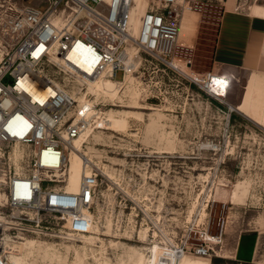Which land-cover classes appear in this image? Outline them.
Masks as SVG:
<instances>
[{
    "label": "built area",
    "instance_id": "2783aa9c",
    "mask_svg": "<svg viewBox=\"0 0 264 264\" xmlns=\"http://www.w3.org/2000/svg\"><path fill=\"white\" fill-rule=\"evenodd\" d=\"M206 1L149 0L135 34L133 0H0V264H11L26 238L73 243L93 234L107 177L81 154L79 192H68L70 153L86 132L106 131L105 111L125 101L97 98L90 85L112 81L122 96L132 79L147 101L159 100L166 84L173 98L195 87L210 101L225 100L230 80L196 73L178 57L184 17ZM140 214L150 216L133 212L132 221ZM226 227L220 219L213 234L206 213L190 218L176 243L163 242L161 264L221 257Z\"/></svg>",
    "mask_w": 264,
    "mask_h": 264
},
{
    "label": "rangeland",
    "instance_id": "374dc122",
    "mask_svg": "<svg viewBox=\"0 0 264 264\" xmlns=\"http://www.w3.org/2000/svg\"><path fill=\"white\" fill-rule=\"evenodd\" d=\"M16 1L43 6L42 0ZM148 1L142 0L141 13ZM198 5L186 17L196 27L195 36L183 43L178 57L191 61L192 71L208 73L225 10L250 14L251 9L264 7V0H230L228 6L209 0ZM135 7L140 15L139 0ZM229 72L233 78L229 98L222 103L208 100L195 87L173 98L168 84L157 90L159 100L147 101L141 88L129 86L124 104L107 111L130 110L128 106L134 105L130 91L138 89L144 121H129L128 132L100 131L87 146L102 171L107 166L113 172L99 188L96 224L93 234L86 237L92 241L31 237L18 244L21 255L30 264H135L141 256L144 264H157V247L176 243L189 219L206 213L213 234L220 219L227 221L221 257L211 262L187 257L210 264H241L231 253L239 235L251 230L264 233V128L230 110L229 104L241 102L250 74ZM116 79H122L121 72ZM141 211L150 216L140 214L132 221L131 213Z\"/></svg>",
    "mask_w": 264,
    "mask_h": 264
},
{
    "label": "crops",
    "instance_id": "0c3cea01",
    "mask_svg": "<svg viewBox=\"0 0 264 264\" xmlns=\"http://www.w3.org/2000/svg\"><path fill=\"white\" fill-rule=\"evenodd\" d=\"M259 7L261 9L258 11L251 9L250 14L228 8L225 10L221 17L213 51L212 71L214 74L223 75L230 81L233 79L229 72L231 70L264 76V7ZM186 17L187 14L181 29L180 40L183 43L188 42L196 33V27L190 26ZM245 94L246 90L238 105L229 104L228 106L230 110L233 109L256 123L254 114L242 113L236 109L243 104ZM254 99H257L259 103L255 107L263 110L264 91L256 92ZM261 246L264 248V233L258 230L245 231L239 235L234 245L231 252L233 259L241 264H255L258 259L264 260V249L261 250Z\"/></svg>",
    "mask_w": 264,
    "mask_h": 264
},
{
    "label": "bare ground",
    "instance_id": "6f19581e",
    "mask_svg": "<svg viewBox=\"0 0 264 264\" xmlns=\"http://www.w3.org/2000/svg\"><path fill=\"white\" fill-rule=\"evenodd\" d=\"M133 1L135 3V0ZM229 2L230 0L228 1L227 5H229ZM141 6H142V0H139V7H138L139 12H140ZM147 6H148V3H147ZM147 6L146 8L143 9L142 13L140 12L141 13L140 15L137 13V7H135V10L133 12V25H134L133 31L135 34L138 32L140 18L145 15L147 11ZM218 79L223 80V82H226L229 80L225 76H219ZM245 80H247V86H246L247 88H246V94L244 97V102L242 105H240L236 109L242 113L252 114V115L254 114L253 116L255 117L256 123L264 128V109L260 110L257 107H255V105H259V103L257 99H254V95L256 92L264 91V76L250 75L248 76V79H245ZM129 82H130L129 83L130 86H132V83L134 82V80L130 79ZM90 91L93 92L97 98H99L100 96L109 97L111 99H114V98L123 99L124 98L123 95L119 96V94H117L114 88V83L112 81H100V82L94 83L90 85ZM137 91L141 94V92L138 89ZM137 91L135 90H132V92L130 91V98L132 100L134 99V102H133L134 105L128 106L130 110H124V111H115V110L107 111L106 110L107 112L105 111L104 119L106 122V128H104V130L112 131V132H119V131L128 132L127 130L129 126V121L131 120H136L140 122L144 121V115L143 113L139 111L145 108L141 106L137 101L140 98V95L138 94ZM214 91H216V93L222 92L221 90H215V89L213 90V92ZM124 95L126 94L124 93ZM227 96H228V93L225 96V99H227ZM231 110L233 111V109ZM98 133H100V131H98L97 133L90 132V131L86 132L79 139L75 141L74 148L71 149L70 179H69V185L67 189L68 192L70 193L76 194L79 192L81 181H82L83 174H84L83 167H82V162H83L82 156L86 155L90 159L93 158V156H91V154L87 152L89 149L87 146H90V138L93 137L94 139H96V135ZM110 138L111 136H108V139ZM90 149L92 150V148ZM169 149L172 150L173 147H170ZM99 166H101V163H99ZM103 171H104L103 174L105 176L113 177V172L110 171L109 167L104 166ZM235 196H236V191H234L233 198ZM83 237L86 238L87 236H83ZM86 239H88V241L90 242L92 241V238L88 237ZM159 248L157 247L156 258H155V262H157V264H161L160 258L162 257V253H163V249L161 248L162 249L161 250ZM153 249L155 250V246ZM206 259H209V258H206ZM10 260L13 262V264H30L28 260L26 259V257L21 255L19 246L16 247V252L13 253ZM135 264H144L143 256H141ZM178 264H210V263L207 261L191 260L190 258L186 256V257H183Z\"/></svg>",
    "mask_w": 264,
    "mask_h": 264
}]
</instances>
